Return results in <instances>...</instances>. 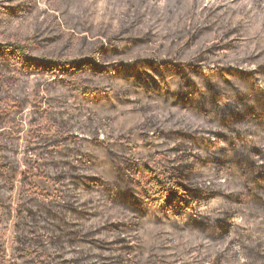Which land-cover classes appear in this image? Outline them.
Wrapping results in <instances>:
<instances>
[{
    "label": "trees",
    "instance_id": "16d2710c",
    "mask_svg": "<svg viewBox=\"0 0 264 264\" xmlns=\"http://www.w3.org/2000/svg\"><path fill=\"white\" fill-rule=\"evenodd\" d=\"M141 1L124 34L133 46L157 44L159 56L124 61L132 46L113 37L90 59L36 62L50 82L108 78L83 96L91 113V103L120 111L123 128L107 118V136L91 129L87 147L69 116L43 111L54 131L23 159L51 194L24 188L19 153L0 134V208L12 219L0 264H264V0ZM43 42L32 34L9 46L29 59ZM17 104L0 130L28 103ZM104 161L120 189L109 196Z\"/></svg>",
    "mask_w": 264,
    "mask_h": 264
},
{
    "label": "rangeland",
    "instance_id": "374dc122",
    "mask_svg": "<svg viewBox=\"0 0 264 264\" xmlns=\"http://www.w3.org/2000/svg\"><path fill=\"white\" fill-rule=\"evenodd\" d=\"M138 3L140 0H0V115L13 107L14 101H19L17 105L24 100L28 103L26 110L17 114L14 123L3 124L5 127L0 130V134L2 139H6L4 141H13L14 149L19 153V161L14 162V167L17 165L18 169L28 176L25 189H34L46 194H51L55 189L53 183L38 176L37 170L28 166V162L23 159L26 157L33 160L35 156L28 152L33 143L54 131L47 117L41 118L43 111H51V114L63 112L69 116L72 134L85 141L87 147L91 143V129L98 132L99 140L107 136L103 132L107 126V118L120 121L114 132L123 128L120 111L113 112L99 103H91V113L87 108L88 100L83 96L88 97V93L101 91L109 82L108 78L94 79L93 73L88 71L77 75L66 73L65 80L50 82L46 81L43 72L37 70L36 62L40 58L90 59L106 39L112 41L113 37H117L119 41L127 39V45L132 46L123 51L124 61L159 56L157 44L133 46L132 39L124 34L131 25L135 26L132 23L140 19ZM148 3L151 4V0L144 5L147 6ZM142 31L141 25L136 26L132 34L138 37ZM32 34L44 42L29 50V59H20L9 45L22 43L24 37H30ZM106 66L104 64L102 68ZM60 87L64 94L68 91L66 96L63 93L52 94L55 90H60ZM68 93L73 94L74 98H70ZM129 125L130 123L125 128ZM5 144L9 146V143ZM139 151L144 152L142 148ZM114 166L115 163L109 164L105 161L101 166L102 172L105 173V187L102 192L108 196L119 189L114 186ZM22 187L20 173L17 171L12 206L15 205ZM11 235L12 219H8L0 208V247L7 254Z\"/></svg>",
    "mask_w": 264,
    "mask_h": 264
}]
</instances>
